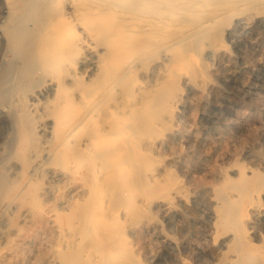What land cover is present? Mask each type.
<instances>
[{"label":"rangeland","instance_id":"rangeland-1","mask_svg":"<svg viewBox=\"0 0 264 264\" xmlns=\"http://www.w3.org/2000/svg\"><path fill=\"white\" fill-rule=\"evenodd\" d=\"M245 3L244 9L227 12L228 16L225 13L218 22L192 36L168 33L161 37V33L152 32L136 34L131 43H125L124 50L130 55L123 66L117 67L110 82L112 91L107 96L114 102L121 94L118 100L123 104L139 103L138 112L127 120L125 128L131 142L139 145L132 148L135 165L125 164L123 181L114 178L107 185L100 175L108 164L97 156L95 147H84L72 161L59 160L56 149H51L54 146L68 151L88 138L85 127L76 126L73 133L65 134V140L72 139V146L63 148L52 137L54 119L62 116L65 122L72 117L82 118L86 109L95 106V121L102 113L98 102L92 101L82 108L74 102L70 108L55 111V81L64 75V69L47 74L42 63L24 67L23 54L28 44L23 42L11 49L6 40L4 31L10 18H19L27 28L34 29L42 26L52 11L39 10L38 4L31 0H13L11 5L0 0V161L7 169L1 182L16 177L9 192L0 194V203L10 201L9 207L0 208V264H231L235 255L230 247L232 231L223 229L219 223L221 198L217 189L225 181L236 183L242 167L264 172V0ZM28 12L30 16L26 17ZM179 36L182 38L177 40ZM92 46L77 52L72 45L68 46L67 66L84 69L87 61L95 59V53L103 51L96 43ZM32 71L37 75L27 77ZM92 76L83 73L79 82L65 91L61 102L73 90H85L84 84ZM20 95L28 100L27 116L33 128L17 145L22 151L12 154ZM174 98L178 99L175 104ZM134 167H138L137 176ZM135 181L140 185L139 191L134 187ZM88 184L92 189L86 187ZM21 186H25L23 192L19 191ZM228 194H232L233 200L238 198L235 190ZM93 200L95 206L89 205ZM249 208L247 240L264 249V191ZM84 216L92 218L94 225ZM95 216L104 221L96 229L104 231L106 239L101 231L93 232L92 227H98ZM86 223L90 225L86 227ZM84 228L88 230L85 238ZM80 245L82 250L78 249ZM105 250L110 255L102 254ZM70 259H75V263Z\"/></svg>","mask_w":264,"mask_h":264},{"label":"bare ground","instance_id":"bare-ground-1","mask_svg":"<svg viewBox=\"0 0 264 264\" xmlns=\"http://www.w3.org/2000/svg\"><path fill=\"white\" fill-rule=\"evenodd\" d=\"M31 1L33 3H35L36 5L38 4L37 8H39V10L47 8L50 12L52 11L51 12V13H53L52 16L47 18L42 26H39V28H34V29L27 28L26 25L24 23H22V20H20L19 18L18 19H15L13 17L10 18L9 22H8L9 24H7L8 26L5 28V31H4L8 45L12 49L13 47H19V45H21L23 42H26L28 44L26 49H25V53L23 54V61H24L23 65H24V67H26V66L32 67L33 65H35L37 63H42L44 65L43 70L47 74H51V72L53 70L56 72L57 71L61 72L60 70L64 69V71H65L64 75L56 77V81H55L56 82L55 91H56V97H57L55 99L57 102V104L54 108L55 111H60L61 108H63V109L70 108L74 102L76 104H79V106L81 108H82V105H83V107H85V105L89 104L92 101L95 102V100H96V102H98L99 106L102 109V113L95 121L93 120V118L95 117L94 115L96 114L95 112H93V111H95V109H93V108H95V106L88 108L89 110L86 109L84 111L85 116H82V118L72 117V118H69L67 121L64 122L62 120V116H57L54 119L53 135H52L53 139L58 140L57 144H62L61 146L63 148L71 147L72 144L70 142L72 139L71 140L70 139L65 140V137L67 136V135L65 136V134L73 133V130L76 128V126H78V127L82 126V128L85 127V129L84 128L83 129L87 131L88 138H83L82 140H80L78 142V144L73 146L68 151L57 150V148H53L54 146L51 149H53V150L56 149L55 155L59 160L69 159L72 161L75 157H77L78 155L81 154L84 147H95L96 148L95 153L97 154V156H100L102 158V160L105 159L104 162L108 164L107 165L108 169H105L103 172H101V175H100L101 176L100 178L104 182H106L107 185H108V183H111V181L114 178L115 179L118 178V180L123 181L124 177L126 176L125 164L126 163H127L126 165L129 164L130 167L133 164L135 165L134 160L136 159V157L134 156L132 148L135 147L136 145L137 146L139 145V142H133L134 140H132L133 143L131 142V140L129 139L130 133H128L125 129L126 125L128 124L127 120H129V118H131V116H134V114L138 112L139 106H137V104H139V103L137 101H135L132 103V105H125L122 103L121 100H118L119 97L121 98V94H119V96L117 95L116 99L114 98V102H112L109 99V97L107 96V92L111 88L110 82L114 79L113 77L116 75V72H117L116 70L118 69L117 67L123 66V64L125 63V59L128 57V55H130L127 53V51L124 50L125 43L126 42L131 43L132 40H134V37L136 34H144V33H152V32H156L158 35H160V33H161V37L168 36L167 35L168 33H173L174 35H178V34L182 33L184 35L186 34V36H192V35H194V33L199 32L202 29L205 30L207 27H209V25L211 26V24L213 25V23L218 22V19L221 16L225 15V13H227V12L229 13L231 11L233 13L234 12L236 13L237 9L243 8V6L245 7L247 4V3H245L246 0H31ZM12 2H13V0H7L8 5L9 4L11 5ZM253 4H255V3H253ZM253 4H250V6ZM247 6L249 7V4ZM60 7H63V10H61ZM248 7H247V9H248ZM240 10H238V11H240ZM228 13H227V16L229 15ZM25 16L26 17L30 16L29 12ZM227 16H225V17H227ZM222 21H223V18H222ZM205 36H203V37H205ZM181 38L179 36V38H176V39L178 40ZM176 39H174V41H176ZM139 40H140V38H139ZM210 40H211V38H210ZM193 42H194V40H193ZM93 43H96V45L102 46L103 51H99L98 54L95 53V55H96L95 59L91 60V61H87L84 65V69L76 70V68H71V67L67 66V63L69 62L70 58L69 59L66 58L65 50L68 48V46L72 45L75 48L74 52H77L80 50L84 51V50L92 49ZM172 43H174V42L172 41ZM191 43H192V40H191ZM169 44H167L166 46H168ZM217 45L219 46L218 43L216 44V47H218ZM192 46H194V45H192ZM192 48H195V47H192ZM223 48H225V47H223ZM223 48H222V50H223ZM199 53H198V55H199ZM72 56H74V55H72ZM84 58H86V57H84ZM163 58L166 59L165 57H163ZM192 58H194V57H192ZM130 64H131V62H130ZM131 65H133V64H131ZM163 68H165V67H163ZM78 69H79V67H78ZM93 71L95 72L94 74H93ZM126 72L127 71L122 73V75L125 76ZM83 73H88L90 75H93L91 78H88V82H86L84 84V86L86 87L85 90H83V89H79L77 91L73 90L72 92H70L71 93L70 95L66 94V97H64L63 101L61 102V98L65 94V91L72 89L74 86V83L79 82L80 77ZM35 75H37V73L35 71H32V72L28 73L27 77L31 76V78H34ZM141 75H143V74L141 73ZM206 76H207V74H206ZM18 77L20 78L21 75H19ZM157 78H158V76H157ZM199 79L200 78H198V80ZM114 81H116V80H114ZM0 82H1V80H0ZM191 82H193V80ZM25 85H27V84H25ZM181 85H183V84H181ZM44 89H42V90H44ZM14 91H17V89H15ZM111 91L112 90H110V92ZM132 92H135L134 88L132 89ZM119 93H121V92H119ZM177 95H179V94H177ZM181 96L179 95L180 98H181ZM163 98H165V97H163ZM18 100L19 101H18V106H17V112L19 115H18V117L15 118V125L17 127V134H16V136L14 135L15 139L12 142V146L10 147V148H12L11 149L12 154L15 152L19 153L20 151H22V150L17 148V145L23 141L24 137H26V135L28 133L32 132V128H33V126H32L33 123L31 121V119H29V117L27 116L28 109H29L28 100L23 95H20ZM177 101H178V99L174 98L172 103L175 104ZM47 106H48V103H47ZM125 108H128V110ZM140 112H142V110ZM144 115H145V112H144ZM21 116H25V118L22 119ZM67 116H68V114H67ZM166 119H167V117H166ZM141 121H143V120H141ZM41 122H43V121H41ZM60 125H64V126H60ZM41 126H42V123H41ZM127 127H128V125H127ZM169 128H171V127H169ZM173 128H175V127H173ZM132 130L134 131V129H132ZM129 132H132V131L130 130ZM134 133H135V131H134ZM44 136H45V134H44ZM77 136H79V135H77ZM75 138H76V136H75ZM27 143H26V145H27ZM150 144H152V143H150ZM23 145H24V147H27L24 143H23ZM24 147H22V148H24ZM41 148H43V147H41ZM47 153H48V151H47ZM5 156H6V154H5ZM48 157H49V155H48ZM41 158L42 157H40V159ZM259 158H261V157H259ZM84 159H86V158H84ZM87 160L88 159H86V161ZM87 163L90 164L89 162H87ZM44 164H46V163H44ZM69 167H70V165H69ZM136 168H138V167H136ZM136 168L134 167L135 174L137 176L138 171H136ZM90 169L92 172V165H91ZM6 170H7L6 167L3 166L1 164V161H0V194L2 196L6 195L9 192L10 187L16 182L15 176L14 177L9 176L10 178H7L4 182H1L3 177L6 175ZM12 170H14V169H12ZM37 171H39V170H37ZM63 173H65V172L63 171ZM71 173H72V171H71ZM131 173L132 172H130V176L133 177V173L132 174ZM8 174H10V173H8ZM28 174H29V172H28ZM76 174H78V171H76ZM38 175H41V174H38ZM86 175H87V172H86ZM84 176H85V174H84ZM27 177L29 178V176H27ZM19 178H21V177H19ZM28 178H27V180H28ZM87 178H90V175H89V177L87 175ZM92 178H93V175H92ZM133 178L135 179L136 177H133ZM83 179L85 181V178H82V180ZM66 180L68 181V179H66ZM136 180H137V178H136ZM157 180L158 179L156 178L155 179L156 183L158 182ZM76 181H74V182H76ZM63 183H64V181H63ZM101 183L102 182H100V184ZM136 184H138V181L134 184V187H137V188L140 187V185L137 186ZM88 186H89V184L86 187H88ZM24 187L25 186H21V188H19V187H17V188H19L20 192H23ZM76 188H78V187H76ZM88 188L92 189L91 186H89ZM88 188H86V189H88ZM58 189H60V188H58ZM99 189L101 190V188L97 187V190H99ZM139 189L140 188H138V191H139ZM54 190H56V189H54ZM231 190H235L237 192V194H238L237 199L233 200L231 198L232 194L231 195L228 194V192H230ZM86 191L88 192V190H86ZM263 191H264V172H261V171L259 172V171L255 170V168L254 169H246L243 167L241 168V171L239 173V178H238V181L236 183H231L229 181H225L223 183L222 187L217 189V193L219 194V196L221 198V200H220L221 204L218 205L219 206V208H218L219 223L223 229H229L232 231V238L230 240L231 241L230 247L235 252V255L232 256L234 258L232 259L231 264H264V249H263V247L262 246H255V245L251 244L250 241L247 240L248 236H247V229H246V224H247V222L250 221V220L248 221L246 219L247 213L250 209L249 207H251V205L258 199L259 195H261V193H263ZM57 192H59V191L57 190ZM39 193H41V192L39 191ZM90 193H92V192H90ZM101 193L102 192H100V195H102ZM12 194H13V192H12ZM57 194H56V196H57ZM60 194H61V192H60ZM65 194H67V193L65 192ZM70 195H72V194H70ZM141 195H142V193H141ZM72 196H70V197H72ZM82 197H83V195H82ZM9 198L10 197H8V199ZM79 198H80V196H79ZM89 199H92V196H91V198H88V200ZM139 199H141V198H139ZM85 201H86V199H85ZM56 202L58 203V201H56ZM93 202H94V200L92 201V203H89V205H91V204L93 205ZM98 202H100L102 204V200L101 201L98 200ZM164 203H165V201H164ZM216 203H218V202H216ZM9 204H10V201L1 202L0 208L1 207L3 208L4 206L9 207ZM27 204H28V202H27ZM67 204H66V207H67ZM156 204H157V202H156ZM55 205L56 204H54V206ZM86 205H88V203H86ZM89 205L87 206V208L89 207ZM104 205H106V204H104ZM84 206H85V204H84ZM93 206H95V205H93ZM100 207H101V205H99V208ZM89 209H91V207ZM84 210L85 209H83V211ZM253 211H255V210H253ZM256 211H258V208ZM84 212H82L83 215H84ZM99 212L101 213L100 215H102L103 210H101ZM88 213L90 214V212H88ZM92 214L93 213H91V215ZM248 214H250V213H248ZM91 215H89V216H91ZM89 216H84V217H87L90 220V224L94 225L91 222L92 218H90ZM9 217H10V215H9ZM95 219L98 220L97 223L94 222L95 224H97L98 227H95V226L92 227V228H94L93 232H96V230L98 231V229H96V228H99V227L101 228L102 223H104V221L100 220V218L98 219L96 216H95ZM100 221H102V223ZM215 222H217V221H215ZM83 223H84V220H83ZM90 224L86 223L85 226L87 227V225H90ZM212 226H213V224H212ZM82 227H84V226L82 225ZM250 227H247V228H250ZM219 229H221V228H219ZM85 230H87V229H85ZM114 230H115V228H114ZM114 230H113V232H114ZM99 231H101V230L99 229ZM121 231H120V233H121ZM251 231L252 230H250V232ZM113 232L112 233L110 232L111 236H113ZM117 233H118V231H117ZM80 234L82 235L83 232ZM86 234L88 235V230L85 233L84 238L86 237ZM101 234H104V231ZM94 235H95V233H94ZM229 235H231V234L229 233ZM104 236H107V235L104 234L102 237L103 239L104 238L106 239V237H104ZM111 236H109V237L111 238ZM117 236L118 235H115V238L117 239L116 241H118V239H119V237H117ZM91 237H93V235H91ZM84 238H83V240H84ZM115 238H113V239H115ZM250 239H251V237H250ZM83 240L81 239V241L78 242L77 245L79 243L81 244V242ZM107 244H109L108 240H107ZM89 245H90V243H89ZM98 246L100 247V245H98ZM116 247H117V245H116ZM78 249H81V245H80V248H78ZM108 251L109 250H107V251L105 250V251H103L102 254H107ZM73 253L70 255L72 256ZM80 253H81V251H80ZM74 255H77V253H75ZM107 255H110V254H107ZM223 255L224 254H222L221 257ZM80 256H83V255H80ZM86 256H88L87 253H86ZM86 256H85V258H86ZM69 258H70V256H69ZM75 259L77 261V258H75ZM75 259H73V260L70 259V260H72L74 262ZM86 263H87V260H86ZM227 263H229V262H227Z\"/></svg>","mask_w":264,"mask_h":264}]
</instances>
